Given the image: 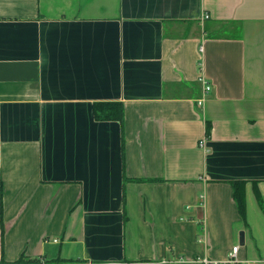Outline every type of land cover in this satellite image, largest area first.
Instances as JSON below:
<instances>
[{
    "label": "crops",
    "instance_id": "crops-1",
    "mask_svg": "<svg viewBox=\"0 0 264 264\" xmlns=\"http://www.w3.org/2000/svg\"><path fill=\"white\" fill-rule=\"evenodd\" d=\"M234 246L264 264V0H0V264Z\"/></svg>",
    "mask_w": 264,
    "mask_h": 264
},
{
    "label": "trees",
    "instance_id": "trees-1",
    "mask_svg": "<svg viewBox=\"0 0 264 264\" xmlns=\"http://www.w3.org/2000/svg\"><path fill=\"white\" fill-rule=\"evenodd\" d=\"M93 109L95 118L99 120H120L122 118V105L118 102H97L94 104ZM243 186V182H232L233 196L238 208V212L242 219H245V201L243 194ZM256 198L260 207L263 208L261 198L258 194H256Z\"/></svg>",
    "mask_w": 264,
    "mask_h": 264
},
{
    "label": "built area",
    "instance_id": "built-area-1",
    "mask_svg": "<svg viewBox=\"0 0 264 264\" xmlns=\"http://www.w3.org/2000/svg\"><path fill=\"white\" fill-rule=\"evenodd\" d=\"M207 17L208 15H204V18H207ZM199 81L201 82L203 86L204 93H207L211 89L209 82L203 76L199 77ZM201 103H202V99L198 100V104H201ZM205 140L206 138L203 136L198 142L199 146L203 150H206ZM237 251H238V246H234L232 247L231 251L227 254L226 258H224L223 260H208V259L203 258L201 259V262L203 264H239L241 260L237 256Z\"/></svg>",
    "mask_w": 264,
    "mask_h": 264
},
{
    "label": "water",
    "instance_id": "water-1",
    "mask_svg": "<svg viewBox=\"0 0 264 264\" xmlns=\"http://www.w3.org/2000/svg\"><path fill=\"white\" fill-rule=\"evenodd\" d=\"M238 241H239L240 245L244 244V231H242V230L239 232Z\"/></svg>",
    "mask_w": 264,
    "mask_h": 264
}]
</instances>
